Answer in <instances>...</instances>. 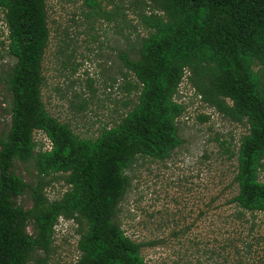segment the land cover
Here are the masks:
<instances>
[{"label":"trees","instance_id":"1","mask_svg":"<svg viewBox=\"0 0 264 264\" xmlns=\"http://www.w3.org/2000/svg\"><path fill=\"white\" fill-rule=\"evenodd\" d=\"M84 1L97 13V1ZM147 6L138 14L145 35L136 58L120 55L136 101L95 137H79L41 98L45 0H0L5 53L13 59L3 77L9 122L0 134V264H45L58 218L81 227L78 257L67 264H144V243L126 236L116 221L128 186L125 171L137 157L163 160L181 144L176 121L185 106L174 97L184 77L203 103L246 126L233 153L236 192L227 203L238 217L264 212L258 178L264 166V0H148ZM35 131L48 148L36 149ZM25 161L35 170L33 183L12 169ZM57 174L65 189L48 199L45 177ZM24 194L31 200L27 208L15 201Z\"/></svg>","mask_w":264,"mask_h":264},{"label":"rangeland","instance_id":"2","mask_svg":"<svg viewBox=\"0 0 264 264\" xmlns=\"http://www.w3.org/2000/svg\"><path fill=\"white\" fill-rule=\"evenodd\" d=\"M95 1L97 13L84 0H45L49 37L41 98L48 113L79 137H95L136 101V88L128 84L134 79L120 55L136 58L137 41L145 35L138 14L148 12V0ZM5 44L0 12V134L9 122L3 77L13 63ZM174 100L185 106L176 121L181 144L163 160L137 157L125 171L128 186L116 221L126 236L144 243V264H264V212L238 217L227 203L236 192L233 153L246 126L203 103L185 77ZM33 138L36 149L48 148L41 132ZM12 169L26 182L36 179L30 161L15 162ZM258 178L264 182V166ZM45 179L47 198H58L65 189L61 178ZM15 201L24 208L31 204L27 194ZM80 230L76 222L58 218L45 264L73 262Z\"/></svg>","mask_w":264,"mask_h":264}]
</instances>
